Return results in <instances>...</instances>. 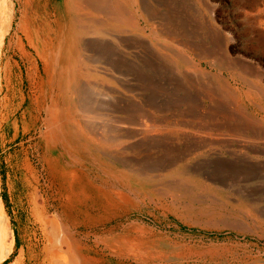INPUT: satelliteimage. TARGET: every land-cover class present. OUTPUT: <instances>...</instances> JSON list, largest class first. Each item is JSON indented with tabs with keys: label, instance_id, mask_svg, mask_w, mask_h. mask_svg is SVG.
<instances>
[{
	"label": "rangeland",
	"instance_id": "obj_1",
	"mask_svg": "<svg viewBox=\"0 0 264 264\" xmlns=\"http://www.w3.org/2000/svg\"><path fill=\"white\" fill-rule=\"evenodd\" d=\"M151 1L121 46L98 39L107 52L86 66L84 83L86 111L99 107L75 137L32 105V93L61 104L64 77L56 66L44 73L41 43L59 28L68 40L75 15L66 0H0V264H57L64 240L96 264H264V0ZM183 41L201 52L187 51L199 71L181 59ZM123 105L147 110L146 139L106 144L99 124Z\"/></svg>",
	"mask_w": 264,
	"mask_h": 264
},
{
	"label": "bare ground",
	"instance_id": "obj_2",
	"mask_svg": "<svg viewBox=\"0 0 264 264\" xmlns=\"http://www.w3.org/2000/svg\"><path fill=\"white\" fill-rule=\"evenodd\" d=\"M196 1H201V0H196ZM9 3H11V2H9ZM12 5H13V3H12ZM154 5L155 4L151 0H149L148 2H146L145 0H142V2L140 0H66V5H65L66 13L68 15L69 14L75 15V17H73V18H71V16L68 17V24L66 26V29L68 30V35H70L68 37V40H67V37L64 36V33L62 34V29L59 28L58 29L59 32H57L56 35L53 33L52 37L49 39L47 38L48 34H46V38H44V40H42V43H41V49H42V58L41 59H42V68H43L44 73H48L52 67L56 66L58 69H60L59 74L64 77L63 85H62V89H61V94L59 97L61 104L59 105V103L55 100L56 96L46 97L42 93L35 96L32 93L33 101H34L32 105L34 106V111H35L36 116H38V120H40V116H43L44 118L41 121H43L44 123H47L48 126H56V130L65 129L67 132H69L71 135H73L75 137L77 136L78 132H82L83 130L85 131L86 122L89 121V119L92 117L91 114H94V110H97V108L99 107L96 105L97 102H91V104L89 105L90 110L88 109V111H86V105H87L86 102L88 103V100H89L88 98H90V99L92 98L91 96L90 97L87 96V88H89V87H87L86 83H84V78L87 74L86 66L89 65L91 61L97 62L96 60H98V59L100 60L101 59L100 56H101V54H103L102 52H107L106 45L103 43L102 40L106 39L107 41H110L112 43H115V44L121 46L123 41L120 38V35H122L123 31H124L123 32L124 34L129 32V33H131V35H134V34L140 32L139 28H137L138 27L137 26L138 18L139 17H146L147 16L146 13L148 11L147 6L154 7ZM4 7L6 8L5 5H4ZM10 10H11V7H10ZM5 11H8V14H9V9L5 10ZM7 18L5 15L4 21ZM1 19H3V18H1ZM0 22H1V20H0ZM11 23L13 24V22H11ZM22 28H25V27L22 26ZM165 29H166V31H164V32H162V30H160V31H161L162 35L167 37V35H169L170 32H169L167 26L165 27ZM21 33H24V32L22 31V32H20V34ZM14 34H12V35H14ZM180 36L183 37L182 34ZM27 38H25V39H27ZM99 38H103V39L98 40ZM164 38H160V40H164ZM180 43H181V46L183 47V49L186 50V51L182 50L183 53H182L181 59L188 65L192 64L193 59L191 58V56L190 57L188 56L187 51L193 53L195 56H199L201 54V52H200V54L197 53L196 49L194 52V48L189 44V42L187 43L186 41L185 42L183 41ZM29 45H30V43H29ZM18 46H19L21 53L26 54L23 51V48L20 45V43H18ZM1 62H2V60H1ZM103 63L106 64V66L108 68L111 67V64H112V63L107 64L106 61ZM192 67H194L195 71H199L198 69L195 68L196 67L195 64ZM239 68H240V70H243L242 66H238V69ZM17 72H19V71H17ZM92 72H94V71H92ZM22 77L24 78V74ZM214 80H215L216 86H217V88H219V90L227 93V95L230 98L235 100L236 104L235 103L234 104H235L236 109L238 107L239 108L242 107L240 100L236 96H234V94L232 92H230L228 90L226 91L224 80H222L220 75H216ZM32 81L33 80L31 78H29L30 88L36 89V86L35 85L33 86L34 83L31 84ZM5 85H7L6 81H5ZM1 88L2 87L0 86V92H1ZM5 89H6V93L4 94V101L9 102L10 99H9V95H8V93H9L8 86H6ZM56 95L58 96L57 93H56ZM99 95H100V93H99ZM101 100H103V99H101ZM23 103L26 106L24 108L26 110L28 102L25 103V100H24ZM105 104H107V103H105ZM87 107H88V105H87ZM239 108L237 110H240ZM107 110L110 111L111 114L113 113V115H111L112 116L111 119H109L110 122H107L105 120L101 124H99L101 127L100 131L102 134V138L104 136L106 144H111V143L116 144L115 142L122 144V143L128 142L129 140L133 141V140H144V139H146L145 135L148 134V132H149V130H147L148 125L147 124L145 125L141 121V119H140L141 115L139 113L147 112V110L141 111L140 109H138L136 107H130V106H124V105L119 106L116 109L113 108L112 110L110 108H108ZM126 111L129 115H131V120H128L127 123L125 122L123 124L121 122V115L126 113ZM203 112H202V114H203ZM206 114L207 115H205V117L206 116L214 117V114L211 111L210 112L207 111ZM216 116H217L216 118H218V117L226 118L227 117V116L225 117V115L222 114V112H220V114H218ZM113 117L115 119H113ZM229 119L232 121V123L235 126L240 125V122L238 120L233 119L231 117H229ZM150 124H151V122H150ZM151 133H153V132H151ZM152 136H153V134H152ZM47 137H49V135ZM120 146L121 145H119V147ZM115 156H113V157H115ZM107 158L109 159L110 163H113L114 165H118V167L126 166V164L123 160L113 159L110 156H108ZM127 164L130 165L131 163L128 162ZM133 165L136 167L138 164L136 162H134L132 164V166ZM149 170L154 171L155 168L149 166ZM156 170H157V168H156ZM3 216H4L3 207H2V204L0 202V260H2L6 256V251L8 250V244L6 243V236L8 234H6V225L4 223ZM58 221H59V219H58ZM59 227H61V226H59ZM61 230L62 229H60V231ZM64 231H63V233H64ZM44 242H45V240H44ZM63 242H64L66 249L64 251L59 250V252H57V253L55 252V255L57 257V264H96L95 263L96 261L91 256L79 254L76 250L70 249L69 245L67 244V242H65V240ZM122 242L126 243V245H128L131 249H136V247L139 244L138 241L133 240V239L124 240ZM48 246H50V245H48ZM75 246H77V245H75ZM45 248H47V247H45ZM152 250L154 251V249H152ZM135 254H137V253H135ZM114 256H116V255H114ZM144 257H145V255H144ZM123 259H125V258L123 257ZM53 262H55V261H53Z\"/></svg>",
	"mask_w": 264,
	"mask_h": 264
}]
</instances>
